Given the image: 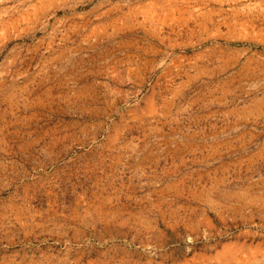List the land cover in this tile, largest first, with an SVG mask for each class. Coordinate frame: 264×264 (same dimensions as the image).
Segmentation results:
<instances>
[{
  "label": "rangeland",
  "instance_id": "obj_1",
  "mask_svg": "<svg viewBox=\"0 0 264 264\" xmlns=\"http://www.w3.org/2000/svg\"><path fill=\"white\" fill-rule=\"evenodd\" d=\"M0 264H264V0H0Z\"/></svg>",
  "mask_w": 264,
  "mask_h": 264
},
{
  "label": "crops",
  "instance_id": "obj_2",
  "mask_svg": "<svg viewBox=\"0 0 264 264\" xmlns=\"http://www.w3.org/2000/svg\"><path fill=\"white\" fill-rule=\"evenodd\" d=\"M42 133H45V131H43ZM68 135V136H67ZM72 135V128L71 127H68L66 128V131H65V139H71ZM38 144H42V146L40 147V150L39 151H47L49 150V153L46 154L45 152V155L44 157L47 158V156H50L48 158V161H51L53 162V160L55 161L56 159V151L58 150V142H57V133H56V129L52 128V127H49L48 128V141H45V142H42L41 143V135L40 133H38L37 135V138L36 140H33V143H29L26 145V143H23L22 145L20 144V146H22L23 149H31L32 147H35L36 145ZM65 146V145H64ZM110 212H113L112 210ZM109 215V214H108ZM106 216V218H109L110 216ZM112 218H109L108 220H105L104 221V228L107 229L108 227H111V222L114 221L112 220Z\"/></svg>",
  "mask_w": 264,
  "mask_h": 264
}]
</instances>
